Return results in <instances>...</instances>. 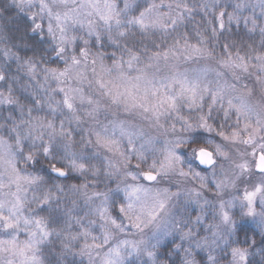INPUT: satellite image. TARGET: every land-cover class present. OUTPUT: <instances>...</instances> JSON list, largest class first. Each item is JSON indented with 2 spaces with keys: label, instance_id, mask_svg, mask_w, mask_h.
I'll list each match as a JSON object with an SVG mask.
<instances>
[{
  "label": "clouds",
  "instance_id": "obj_1",
  "mask_svg": "<svg viewBox=\"0 0 264 264\" xmlns=\"http://www.w3.org/2000/svg\"><path fill=\"white\" fill-rule=\"evenodd\" d=\"M126 2L109 30L84 0H0V264L14 239L36 264H264V0ZM161 3L174 27L129 23ZM171 48L149 71L198 79V104L157 122L99 86Z\"/></svg>",
  "mask_w": 264,
  "mask_h": 264
},
{
  "label": "snow or ice",
  "instance_id": "obj_2",
  "mask_svg": "<svg viewBox=\"0 0 264 264\" xmlns=\"http://www.w3.org/2000/svg\"><path fill=\"white\" fill-rule=\"evenodd\" d=\"M84 2L92 10L88 15H92L93 13L97 15L109 30L112 29L113 25H115L117 29L121 27L120 13L116 11L112 0H84ZM130 6L132 5L129 0V2H126L125 8L127 9ZM164 7L165 5L163 3L153 5L152 8L146 9L145 12L141 13L139 16L133 17L129 23L135 24L145 31L148 29L167 31L170 25L173 27L175 26L176 19L172 17L171 10H169L167 14L154 11V9H163ZM169 9H171L170 5ZM222 18L223 14L221 15V23L219 25L221 29L224 27ZM57 19L59 20L60 17H57ZM36 27L39 28L40 25H36ZM88 27L90 30H94V25L91 21L88 22ZM49 30L51 31V29ZM119 34L124 35L123 32ZM62 39L67 40V37H62ZM181 50L185 49L181 48ZM196 50L198 51V49ZM61 51H64V49L61 48ZM178 54L175 48L154 52L151 57H149L148 63L141 68L139 66V54L130 52L126 61H121L115 65L118 70L117 79L105 81L103 76H101L98 80V84L112 97L114 102L123 103L126 108L140 109L144 113L150 114L151 117L158 122L162 116L177 110L178 100L185 99L190 104L196 105L202 100V92L207 91L206 88H201L198 79L189 80L187 77H182L178 74L160 78V82H156L157 77L149 70L154 66H158L162 61H168L170 56ZM85 55H87V53H85ZM74 62L79 63V61ZM93 64H95V61H93ZM125 64L129 70L135 68L134 75H129L128 72L124 71ZM236 66L239 67V65ZM101 72L111 74V69L101 64ZM60 75L63 76L64 73ZM217 95H221V93L218 92ZM65 104L69 109L73 107L71 101L67 98L65 99ZM230 107L240 111V107L237 105L230 104ZM117 127L120 129L121 134H129L128 130L125 129L123 125H117ZM233 139L239 140V133H234ZM249 142H251V137H249ZM109 143L113 142L109 141ZM205 155L206 153L204 152L200 153L202 162L211 163V160L204 159ZM258 166L264 171V152H261L259 156ZM60 174L63 175L64 173L60 172ZM145 178L148 180L156 179V177L150 173L145 174ZM254 195L253 193L247 194V199L251 201ZM0 219H4V217H0ZM7 227L12 229L15 225L8 223ZM37 227L41 232L47 235L46 229L39 222H37ZM31 235L35 236L36 233L33 232ZM8 244L9 248L7 250L11 251L13 255L22 257V264H36L37 257L35 255H28L33 248V242L25 241L21 245L14 239L9 241ZM2 251H5L4 242L0 241V252Z\"/></svg>",
  "mask_w": 264,
  "mask_h": 264
}]
</instances>
